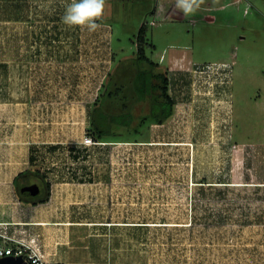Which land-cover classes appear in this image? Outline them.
Instances as JSON below:
<instances>
[{"label":"rangeland","instance_id":"374dc122","mask_svg":"<svg viewBox=\"0 0 264 264\" xmlns=\"http://www.w3.org/2000/svg\"><path fill=\"white\" fill-rule=\"evenodd\" d=\"M106 3L113 8L110 17L101 20L112 24L109 40L115 48L120 47L112 68L122 57L135 56L136 34L146 22L148 41L155 45L148 47L147 53L168 69L170 93L182 103L163 125L148 121L138 132L117 137L126 141L99 142L105 149L112 148L111 168L135 174V208L129 209V214L120 210V219L128 216L139 224L118 226L116 238L124 248L120 259L127 258L130 264L264 263V257L248 255L250 226L231 224L228 214H223L222 187L203 184L192 188L175 183L181 178L189 180L186 175L190 170L198 172V177H191L197 181L206 180L208 171L246 167L234 151L232 134L239 143H258L264 133V0H204L189 16L176 8V0ZM13 9L14 0H0L1 48L2 42L8 46L14 42V21L9 18ZM39 12L34 17L37 22L50 19ZM58 17L61 20L63 15ZM96 35L88 32L90 39H97ZM8 46L0 53V59L10 64L0 61L1 90L14 86V60L5 52ZM114 75L117 81L120 74ZM3 94L0 99L7 98ZM185 101L188 104H183ZM143 105L136 106L138 113L148 111V104ZM70 152L71 171L94 168L90 158L78 160L74 150ZM149 179L155 181L150 200L142 193L148 190ZM213 188L218 191L214 195ZM192 202L195 205L191 207Z\"/></svg>","mask_w":264,"mask_h":264},{"label":"crops","instance_id":"0c3cea01","mask_svg":"<svg viewBox=\"0 0 264 264\" xmlns=\"http://www.w3.org/2000/svg\"><path fill=\"white\" fill-rule=\"evenodd\" d=\"M72 2L14 0L9 17L14 21V42L11 46L1 43L8 46L5 52L14 60V86L0 89V95L4 92L3 96L8 98L0 99V229L7 228L11 235L22 236L26 232L38 237L49 264H130L127 258L120 259L124 248L116 232L118 226L139 224L128 216L120 219V210L126 209L129 214L128 210L135 208V174L111 168L112 148L102 145L115 141L94 138L103 143L93 147L84 143L87 135L92 136L87 131L90 109L104 89L120 47L115 48L109 40L113 34L109 21H97L101 25L95 31L97 39L88 38L87 29L65 25L58 16L64 15ZM108 5L113 8L107 3L105 8ZM38 9V15H49L50 19L37 22L34 17ZM4 47H0V53ZM0 61L9 63L5 59ZM103 69L104 73L107 70L104 75ZM180 102L176 100L174 115ZM263 138L264 133L258 143H239L232 134L234 151L246 167L208 171L204 174L206 180L197 181L191 177H198V172L190 170L186 175L189 180L181 178L175 182L192 188L203 184L222 187L223 214H228L231 224L250 226L246 236L252 244L247 245L251 251L248 255L261 258ZM71 150L78 160L90 158L94 168L71 171ZM104 165L109 167L102 168ZM154 182L147 181L149 188L142 191L143 198L150 200ZM31 184H36L38 192L22 197L19 192ZM215 192L218 191L213 188L211 194Z\"/></svg>","mask_w":264,"mask_h":264},{"label":"trees","instance_id":"16d2710c","mask_svg":"<svg viewBox=\"0 0 264 264\" xmlns=\"http://www.w3.org/2000/svg\"><path fill=\"white\" fill-rule=\"evenodd\" d=\"M110 10L108 5L105 15ZM108 14L105 16L107 19L110 17ZM147 34V23L143 22L135 38V56L122 57L107 75L104 89L89 112L91 123L88 133L93 138L126 141L118 140L117 137L138 132L140 126L148 121L164 124L173 116L176 98L170 93L172 80L168 69H163L159 62L148 55V47L155 45L148 41ZM115 73L120 74L117 81L113 80ZM129 88L132 89L128 93ZM139 104H148V111L138 113L136 106ZM137 120L139 123L136 125Z\"/></svg>","mask_w":264,"mask_h":264},{"label":"clouds","instance_id":"9594fccd","mask_svg":"<svg viewBox=\"0 0 264 264\" xmlns=\"http://www.w3.org/2000/svg\"><path fill=\"white\" fill-rule=\"evenodd\" d=\"M204 0H176L175 6L185 16L193 15L199 10ZM106 0H73L65 10L62 22L68 27H79L95 32L101 25L97 23L103 18Z\"/></svg>","mask_w":264,"mask_h":264},{"label":"built area","instance_id":"2783aa9c","mask_svg":"<svg viewBox=\"0 0 264 264\" xmlns=\"http://www.w3.org/2000/svg\"><path fill=\"white\" fill-rule=\"evenodd\" d=\"M84 143L91 145L99 142L92 136L87 135L84 138ZM0 237L2 239L0 242V258L21 256L27 264H49L42 252L38 237L28 235L26 232H23L22 236L11 235L7 228L0 229Z\"/></svg>","mask_w":264,"mask_h":264},{"label":"water","instance_id":"95a60500","mask_svg":"<svg viewBox=\"0 0 264 264\" xmlns=\"http://www.w3.org/2000/svg\"><path fill=\"white\" fill-rule=\"evenodd\" d=\"M22 193L26 196L34 195L38 192L36 184L26 185L22 188ZM0 264H27L21 256H8L0 258Z\"/></svg>","mask_w":264,"mask_h":264}]
</instances>
